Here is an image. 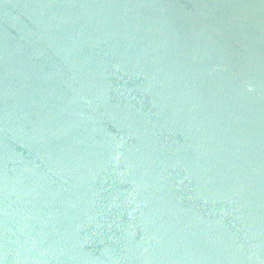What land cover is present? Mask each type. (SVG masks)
Listing matches in <instances>:
<instances>
[{"label": "water", "instance_id": "95a60500", "mask_svg": "<svg viewBox=\"0 0 264 264\" xmlns=\"http://www.w3.org/2000/svg\"><path fill=\"white\" fill-rule=\"evenodd\" d=\"M0 264H264V0H0Z\"/></svg>", "mask_w": 264, "mask_h": 264}]
</instances>
